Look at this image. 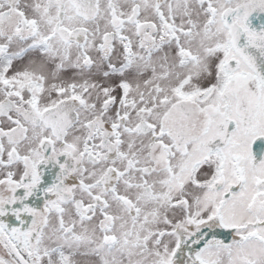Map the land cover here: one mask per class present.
Instances as JSON below:
<instances>
[{
  "label": "snow or ice",
  "instance_id": "1",
  "mask_svg": "<svg viewBox=\"0 0 264 264\" xmlns=\"http://www.w3.org/2000/svg\"><path fill=\"white\" fill-rule=\"evenodd\" d=\"M0 264H264V0H0Z\"/></svg>",
  "mask_w": 264,
  "mask_h": 264
}]
</instances>
